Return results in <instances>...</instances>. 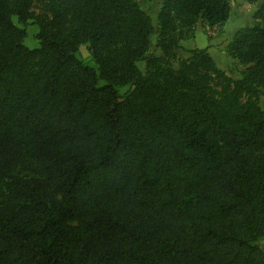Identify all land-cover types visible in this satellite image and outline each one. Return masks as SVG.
Returning a JSON list of instances; mask_svg holds the SVG:
<instances>
[{
    "label": "trees",
    "instance_id": "1",
    "mask_svg": "<svg viewBox=\"0 0 264 264\" xmlns=\"http://www.w3.org/2000/svg\"><path fill=\"white\" fill-rule=\"evenodd\" d=\"M246 2L236 80L208 48L176 54L230 0H165L162 56L136 0H0V264H264V0Z\"/></svg>",
    "mask_w": 264,
    "mask_h": 264
},
{
    "label": "rangeland",
    "instance_id": "2",
    "mask_svg": "<svg viewBox=\"0 0 264 264\" xmlns=\"http://www.w3.org/2000/svg\"><path fill=\"white\" fill-rule=\"evenodd\" d=\"M136 1L139 3L141 9L151 18L153 22L154 34L151 37V53L158 56V52L161 53L157 49V39L159 35L158 14L160 11L159 5H158L159 0L157 2H152V3L146 2L145 0H136ZM46 3H47V0H36V5L38 8L44 7ZM260 4L261 2L256 3V4H250V3H247L246 0H230V17L227 23L223 26L221 30L215 29L212 31L204 32L206 36H196L194 34L195 30L199 27L202 28L201 25L198 24L197 26H195V29L189 34V37L187 40L193 41V45H192L193 48L204 47L210 39H214V38L223 40V41L218 40L216 44H221V42H224V43L228 42L232 40L233 37L236 36L237 33L242 31L243 29L248 28V27H254L258 24L256 21L253 20V14L259 8ZM14 23L17 26L21 27L17 18H14ZM37 33H38L37 26H30L28 28V35L24 42L25 46L28 49L34 50V49L39 48V44L35 38ZM226 50L227 49H223L221 54L215 53L216 57L220 59L222 56H224L228 63L226 64L228 69H232V70H229L230 73H232V75L235 76L236 71L240 72V70L235 65H233V67L229 66V62L230 61L233 62L234 60L230 58L229 56L227 57L226 56L227 54L226 55L223 54V52H226ZM184 53H187L185 49L180 51L181 56H183ZM79 57L83 60L90 57L89 46L87 45L82 46V48L80 49ZM177 62L178 61L176 60V62H174V65H176ZM138 66L143 72L146 71L145 62H141L140 64H138ZM242 70H245V68H243ZM101 84L103 85L104 83H101ZM129 89L130 87L126 86V87L119 88V91L122 95H125L129 91ZM260 106L264 110V94L261 97ZM258 245L264 250V237L259 240Z\"/></svg>",
    "mask_w": 264,
    "mask_h": 264
},
{
    "label": "crops",
    "instance_id": "3",
    "mask_svg": "<svg viewBox=\"0 0 264 264\" xmlns=\"http://www.w3.org/2000/svg\"><path fill=\"white\" fill-rule=\"evenodd\" d=\"M165 0H159L158 1V5H159V9L161 8V6H162V4H163V2H164ZM194 34L196 35V36H206V34L204 33V31H203V29L202 28H197L196 30H195V32H194ZM235 37V36H234ZM234 37H233V39H234ZM233 39L232 40H230V41H228V42H221V44H216L217 43V41L218 40H221V41H223L222 39H216V38H214V39H210L207 43H206V45L204 46V47H198V48H193V41H191V40H186V41H183L182 43H181V47H182V50L183 49H185L186 51H190V50H195V49H206V48H208L209 49V53L211 54V56L214 58V60H215V62L217 63V65L222 69V70H224L230 77H232V78H234V79H236V80H239V79H241V74L245 71V70H242L243 69V67H241V66H239L238 64H236V62H231L230 60V62H229V66L230 67H233V65H235L236 67H238L239 68V70H240V72L239 71H236V75L234 76V75H232V73H230V71L229 70H232V69H228V67H227V65L226 64H228L227 63V61H226V58L224 57V56H222L220 59L218 58V57H216V54L218 53V54H221L222 53V51H223V49H227V47H228V45L233 41ZM224 43V44H223ZM220 46V47H219ZM217 47V48H216ZM182 50H178L177 52H176V54H177V56H178V59H181V60H185V59H188L189 58V55H188V53H184L183 54V56H181L180 55V51H182ZM216 53V54H215ZM223 54L224 55H226L227 54V51L226 52H223ZM158 56H162V54L161 53H159L158 52ZM227 57H228V54L226 55ZM234 63V64H233ZM232 72V71H231Z\"/></svg>",
    "mask_w": 264,
    "mask_h": 264
}]
</instances>
